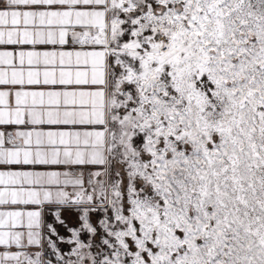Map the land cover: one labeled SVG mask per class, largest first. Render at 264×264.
<instances>
[{
	"label": "snow or ice",
	"instance_id": "snow-or-ice-1",
	"mask_svg": "<svg viewBox=\"0 0 264 264\" xmlns=\"http://www.w3.org/2000/svg\"><path fill=\"white\" fill-rule=\"evenodd\" d=\"M0 264H264V0H0Z\"/></svg>",
	"mask_w": 264,
	"mask_h": 264
}]
</instances>
